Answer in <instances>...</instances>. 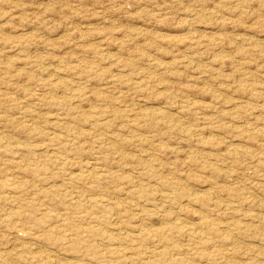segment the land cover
<instances>
[{"label": "rangeland", "instance_id": "374dc122", "mask_svg": "<svg viewBox=\"0 0 264 264\" xmlns=\"http://www.w3.org/2000/svg\"><path fill=\"white\" fill-rule=\"evenodd\" d=\"M0 264H264V0H0Z\"/></svg>", "mask_w": 264, "mask_h": 264}]
</instances>
